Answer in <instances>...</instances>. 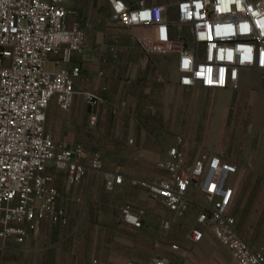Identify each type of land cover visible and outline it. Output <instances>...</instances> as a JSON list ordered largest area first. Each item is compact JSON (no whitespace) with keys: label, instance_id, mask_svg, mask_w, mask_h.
I'll return each instance as SVG.
<instances>
[{"label":"built area","instance_id":"built-area-1","mask_svg":"<svg viewBox=\"0 0 264 264\" xmlns=\"http://www.w3.org/2000/svg\"><path fill=\"white\" fill-rule=\"evenodd\" d=\"M70 1L0 0L2 248L8 243L22 245L44 222L68 224L57 202L53 171L65 173L68 186L98 171H102L107 191L123 180L119 171L103 169L100 152H89L82 145L55 143L45 129L51 99L62 111H69L74 96L80 94L91 111V125L102 103L94 92L76 91L74 79L79 76V67H66L72 54L80 52L87 30L77 21L68 22L74 14L67 8ZM105 1L111 21L145 31L136 38L143 51L173 57L179 87L237 90L240 73L245 70L256 72L264 82V0H176L171 7L155 0ZM245 25L246 29L242 27ZM50 61L59 67L46 69ZM186 145L177 136L166 158L156 163L161 174L152 181L136 182L175 218L191 205L201 207L195 227L185 233L189 242L199 243L208 230L237 264H264V242L253 249L237 230L230 212L237 165L218 155H189ZM189 188L201 198L188 197ZM119 212L124 223L134 228L142 226L143 210L125 204ZM170 227L169 220L160 221L161 229ZM169 247L172 251L179 249L176 243ZM137 264H167V260L152 257L147 263Z\"/></svg>","mask_w":264,"mask_h":264},{"label":"crops","instance_id":"crops-1","mask_svg":"<svg viewBox=\"0 0 264 264\" xmlns=\"http://www.w3.org/2000/svg\"><path fill=\"white\" fill-rule=\"evenodd\" d=\"M83 1L67 4L68 8L74 3V14L68 22L77 21L87 30L80 52L72 54L66 67H79L75 90L94 92L102 103L95 110L96 122L91 125V111L80 94L74 96L69 111H62L51 99L45 129L55 143L82 145L89 152H100L103 169L119 171L123 180L107 191L102 171H98L68 186L65 173L53 171L57 202L64 209L68 224L44 222L22 245L8 243L0 247V264H90L94 259L97 264H137L147 263L152 257H164L167 264H223L220 258L201 256L218 252V248L226 253L227 264H237L208 230L199 243L186 240L185 233L195 227L200 206L191 205L175 218L136 181H152L161 174L156 163L166 158L167 149L177 136L187 142L184 148L189 155H218L252 171L264 167V82L256 72L242 71L237 90L212 91L220 99L208 104L203 132L193 139L179 132H164L156 124L160 117L170 116V108H174V125L185 109L180 89L186 88L177 84L173 57L170 56L173 75L165 79L163 64L169 55L143 51L136 42L145 33L143 29L111 21L105 0H97L96 5L87 3V11ZM80 4L84 8L80 9ZM99 7L102 11L96 10ZM49 64L52 70L59 67L51 61ZM191 105L198 110L199 103ZM188 197L201 198L193 188L188 189ZM241 199L235 190L231 209L235 210ZM125 204L144 211L140 228L121 220L119 209ZM162 219L171 222L169 230L160 228ZM179 223L189 227L180 232L175 225ZM172 243L179 246L177 251L170 249Z\"/></svg>","mask_w":264,"mask_h":264},{"label":"rangeland","instance_id":"rangeland-1","mask_svg":"<svg viewBox=\"0 0 264 264\" xmlns=\"http://www.w3.org/2000/svg\"><path fill=\"white\" fill-rule=\"evenodd\" d=\"M130 1L134 3L137 0ZM174 1L176 0H155V2L168 4L170 7ZM90 2L96 5L97 0H84L83 4H86V6H84L86 11L87 5ZM73 5L74 3L71 4L68 9L71 10ZM84 7L80 4V9ZM96 10L102 11V8L99 7V9ZM45 67L48 70H52V66L49 62L45 65ZM173 72L174 63L173 59L169 56L168 59L164 60L163 64V74L165 79H171ZM180 91L182 93L180 98L182 97L181 100L184 101L185 109L184 111H180L178 121L173 125L172 120L176 118L175 113L177 111L171 107L170 116L165 118H162L161 116L156 124L159 125L164 132H169L171 134L172 132H179L193 139L194 136H197L204 130L205 114L207 113L206 110L208 104L211 101H218L220 96H218L217 93H213L208 90L180 89ZM193 102L199 103L198 110L197 107L196 110H193V106L191 105ZM174 127L178 128L175 129ZM241 145L242 143H239V147H241ZM262 148H264V146ZM233 183L235 184L236 190L242 199L238 206H235V210L233 208L231 209V215L235 218L239 231L254 247L258 248L263 245L264 242V167H261L260 170L252 171L248 170L243 165H239L237 174L233 179ZM175 225L178 227V231L180 230V232L189 227L188 224L183 223ZM201 256L205 258H220L223 264L229 263L226 253H223L219 248L218 252H214L211 255L208 254Z\"/></svg>","mask_w":264,"mask_h":264},{"label":"snow or ice","instance_id":"snow-or-ice-1","mask_svg":"<svg viewBox=\"0 0 264 264\" xmlns=\"http://www.w3.org/2000/svg\"><path fill=\"white\" fill-rule=\"evenodd\" d=\"M117 7L119 8L120 7V5H117ZM243 28H247V26L245 25V26H242ZM187 64H188V62L187 61H185V67H187Z\"/></svg>","mask_w":264,"mask_h":264}]
</instances>
